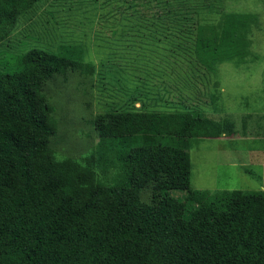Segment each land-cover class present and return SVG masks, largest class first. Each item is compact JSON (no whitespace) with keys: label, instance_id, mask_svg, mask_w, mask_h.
<instances>
[{"label":"trees","instance_id":"1","mask_svg":"<svg viewBox=\"0 0 264 264\" xmlns=\"http://www.w3.org/2000/svg\"><path fill=\"white\" fill-rule=\"evenodd\" d=\"M38 1L0 0V41ZM215 19L198 24L193 57L210 71L245 63L257 15ZM67 50L33 48L0 69V264H264V190L191 187L194 141L234 134L231 117L134 96L94 116L95 152L56 156L48 85L94 69Z\"/></svg>","mask_w":264,"mask_h":264},{"label":"rangeland","instance_id":"2","mask_svg":"<svg viewBox=\"0 0 264 264\" xmlns=\"http://www.w3.org/2000/svg\"><path fill=\"white\" fill-rule=\"evenodd\" d=\"M225 12L256 14L260 28L252 29L245 63L225 61L210 71L193 57L197 26ZM68 47L94 69L48 85L58 158L95 152L101 142L92 119L112 104L134 96L148 109L187 103L236 123L232 135L194 141L191 187L264 190V0H40L0 41V69L17 70L20 55L33 48Z\"/></svg>","mask_w":264,"mask_h":264}]
</instances>
